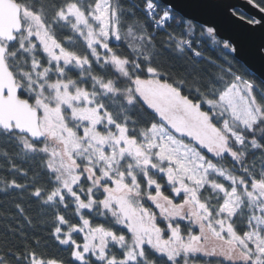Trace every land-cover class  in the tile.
Returning <instances> with one entry per match:
<instances>
[{
    "label": "snow or ice",
    "instance_id": "1",
    "mask_svg": "<svg viewBox=\"0 0 264 264\" xmlns=\"http://www.w3.org/2000/svg\"><path fill=\"white\" fill-rule=\"evenodd\" d=\"M193 31L173 0H0V156L35 164L30 195L79 264H264V79L205 57ZM23 227L0 264H64Z\"/></svg>",
    "mask_w": 264,
    "mask_h": 264
},
{
    "label": "trees",
    "instance_id": "2",
    "mask_svg": "<svg viewBox=\"0 0 264 264\" xmlns=\"http://www.w3.org/2000/svg\"><path fill=\"white\" fill-rule=\"evenodd\" d=\"M126 6L138 5L142 0H123ZM259 2V0H258ZM138 16L142 15L137 13ZM172 29L179 35L182 31H187L185 25L177 27L176 21H170ZM194 31L193 33L184 36V39H192L197 41L198 44L194 43V47H199V50L204 54L205 57L211 56L216 58L217 56L226 57L229 60H233L236 67L246 71L250 76L258 78L252 73L242 62L236 59L233 55L227 53L222 49L223 42L216 37L217 42H213L202 29H206L205 26L193 22ZM159 38H163V34ZM170 58H174V54H168ZM193 58L191 54H188L187 62H191ZM178 62H185L180 60ZM8 151L10 154L15 151L13 147H9ZM14 162L20 168L27 171V176L23 173H17L9 171L10 163L0 156V247L10 243L12 245L21 244L23 238L19 233L13 234L9 231L10 228H19L20 225H24L21 231L27 234V242L32 244L38 253L43 254L45 257H55L62 259L64 264H79L70 256V248L65 245H60L51 235L55 224L54 213L51 207L42 206L40 200L30 195L31 187L30 184L33 180L34 171H36L35 164L31 161H25L22 157H14ZM15 178L18 183L29 185L25 190L20 189H9L7 192L4 191V179L11 180ZM43 182V181H41ZM19 203L25 208V214L32 218L33 225L28 226L24 221V217L18 213L15 205ZM72 209L64 213L67 218L76 222L71 215ZM46 219L47 223L42 224L40 221ZM19 222V223H18ZM38 239L39 245L33 244V241ZM79 239V237H77ZM196 264H228L222 257L219 256H204L197 254L194 258Z\"/></svg>",
    "mask_w": 264,
    "mask_h": 264
},
{
    "label": "water",
    "instance_id": "3",
    "mask_svg": "<svg viewBox=\"0 0 264 264\" xmlns=\"http://www.w3.org/2000/svg\"><path fill=\"white\" fill-rule=\"evenodd\" d=\"M177 11L195 23L213 27L220 41L236 49H224L242 62L258 78L264 79V22L251 24L252 18L264 21L250 0H173Z\"/></svg>",
    "mask_w": 264,
    "mask_h": 264
},
{
    "label": "flooded vegetation",
    "instance_id": "4",
    "mask_svg": "<svg viewBox=\"0 0 264 264\" xmlns=\"http://www.w3.org/2000/svg\"><path fill=\"white\" fill-rule=\"evenodd\" d=\"M186 223V222H185Z\"/></svg>",
    "mask_w": 264,
    "mask_h": 264
}]
</instances>
